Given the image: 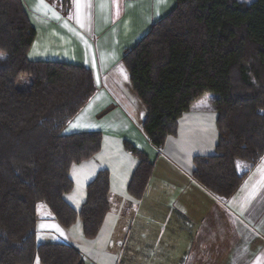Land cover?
<instances>
[{"label":"trees","instance_id":"trees-1","mask_svg":"<svg viewBox=\"0 0 264 264\" xmlns=\"http://www.w3.org/2000/svg\"><path fill=\"white\" fill-rule=\"evenodd\" d=\"M71 3L62 0L67 10ZM36 35L22 0H0V264H87L68 243L37 242L38 209L45 205L64 229L80 220L87 240L100 233L110 211L107 169L87 186L80 211L65 199L74 191L72 166L102 149L101 132L66 133L98 86L87 67L30 61ZM122 64L145 111L142 131L157 151L178 134L184 114L213 95L216 155L194 158L193 179L221 201L232 198L264 158V0H176L125 50ZM22 77L31 84L18 90ZM123 145L138 160L128 193L141 200L154 162Z\"/></svg>","mask_w":264,"mask_h":264},{"label":"crops","instance_id":"crops-1","mask_svg":"<svg viewBox=\"0 0 264 264\" xmlns=\"http://www.w3.org/2000/svg\"><path fill=\"white\" fill-rule=\"evenodd\" d=\"M136 1L135 11L117 24L111 21L112 0L111 4L110 0H99V5L92 0L87 23L83 0L79 6L78 0H72L74 14L69 18H40L29 11L37 31L29 60L87 67L98 86L95 97L66 133L101 132L102 149L72 166L74 191L65 196L66 201L80 211L87 186L101 170L110 172V211L96 239L84 237L80 220L64 229L51 217H44L38 222L37 242L68 243L82 252L87 264H264V168H258L262 162L264 166V158L237 193L221 201L193 179L194 158L216 155L218 114L212 104L202 106L199 99L180 119L178 134L167 139L162 151L152 147L142 124L134 119L133 111L137 109L144 116V108L132 89L124 91L117 70L125 50L133 48L151 29L148 13L154 20L157 10L163 8L159 0ZM29 2L36 4L37 0ZM45 4L54 10L46 0ZM72 28H93L94 45L90 41L83 44ZM124 141L154 162V174L141 200L128 193L138 160L125 151ZM256 168L259 175H255Z\"/></svg>","mask_w":264,"mask_h":264},{"label":"rangeland","instance_id":"rangeland-1","mask_svg":"<svg viewBox=\"0 0 264 264\" xmlns=\"http://www.w3.org/2000/svg\"><path fill=\"white\" fill-rule=\"evenodd\" d=\"M24 1L29 7V9H27L28 14L30 11L32 13V15L40 17V18H42L44 16L45 17H52V18L53 17L58 18L60 16L67 17L69 15L72 16L74 14L72 9L68 8V10H67L66 7L62 5V0H46L47 2H49L53 6L54 10H49L48 8H44L43 6L39 5L37 2H36V4H33V3L29 2V0H24ZM238 1L243 2V3H247V4H251L253 2V0H238ZM159 2L163 8H159L157 10V15L154 18V20H152V16H151L150 12L147 15V22L151 23V25L158 22L165 15H167L169 13V11L174 7L172 5L175 4V0H159ZM79 3H80V0H79ZM90 3L92 5V0H91V2H90V0H83V8H84L83 14H84V18H85L84 21L86 23L88 21L87 12H88V8H89ZM110 4H111V0H110ZM136 4H137L136 0H112V11H110L111 21L113 20V23H115V24L120 23L126 17V14H129V13H132L135 11L134 6H136ZM97 5H99V0H97ZM56 6L59 7L58 13H56V11H57ZM67 18H69V17H67ZM71 31L73 33H75V32L77 33L76 34L77 39H81L83 44H88V41H90V43H92V45H94L95 38L93 37V33H94L93 28H91V29L85 28V29H83V31L77 30V29L75 30L72 28ZM121 63H122V60H121ZM117 76H118V80H119L122 88L124 87V89H125L124 91H127V89H128L127 87H129L131 89L130 84H129L128 73L124 69L123 64H121V66L118 68ZM30 84H31V80L28 77H22L18 81L16 88L18 90H25L26 88H28L30 86ZM212 99H213L212 94H205L203 98H200V100L203 102L202 106H207L208 104L211 105ZM133 112H134L133 116H134V119L136 120V123L138 125L143 124V121L145 118V111H144V116H143V114L141 116L140 112L137 111V109L134 110ZM261 167L264 168L263 162L261 163L260 166H258L259 169ZM258 168H256V169H258ZM259 169L255 175H259V172H260ZM239 170H242V168L239 167ZM263 177H264V175H263ZM263 177H262V179H263ZM38 217L40 219L45 217L46 220L51 217V213L49 212V210L47 209V207L45 205L39 206ZM37 264H39V263L37 262Z\"/></svg>","mask_w":264,"mask_h":264},{"label":"snow or ice","instance_id":"snow-or-ice-1","mask_svg":"<svg viewBox=\"0 0 264 264\" xmlns=\"http://www.w3.org/2000/svg\"><path fill=\"white\" fill-rule=\"evenodd\" d=\"M37 3L44 8H47L48 6L45 4V0H37ZM78 6H79V0H78Z\"/></svg>","mask_w":264,"mask_h":264}]
</instances>
